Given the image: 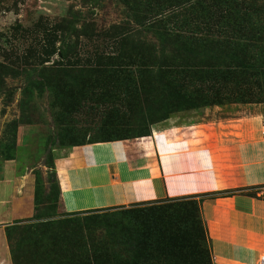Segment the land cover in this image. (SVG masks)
<instances>
[{
	"label": "rangeland",
	"instance_id": "374dc122",
	"mask_svg": "<svg viewBox=\"0 0 264 264\" xmlns=\"http://www.w3.org/2000/svg\"><path fill=\"white\" fill-rule=\"evenodd\" d=\"M257 115L264 0H0V165L19 127L34 129L42 183L39 220L9 226L16 264H132L118 239L128 231L167 244L138 264H218L196 200L147 203L134 223L125 210L137 205L69 216L43 165L70 138L133 140Z\"/></svg>",
	"mask_w": 264,
	"mask_h": 264
},
{
	"label": "crops",
	"instance_id": "0c3cea01",
	"mask_svg": "<svg viewBox=\"0 0 264 264\" xmlns=\"http://www.w3.org/2000/svg\"><path fill=\"white\" fill-rule=\"evenodd\" d=\"M34 131L19 127L13 157L0 165V264H13L6 228L35 215ZM263 131L264 117L257 115L61 148L65 154L54 160L59 209L72 214L196 200L214 262L257 264L264 255ZM41 178L48 186V172Z\"/></svg>",
	"mask_w": 264,
	"mask_h": 264
},
{
	"label": "trees",
	"instance_id": "16d2710c",
	"mask_svg": "<svg viewBox=\"0 0 264 264\" xmlns=\"http://www.w3.org/2000/svg\"><path fill=\"white\" fill-rule=\"evenodd\" d=\"M40 84V83H39ZM40 88H43V83L39 85ZM143 136H147V135H141L139 137H143ZM16 139V134H15V138ZM105 141H111V140H100V139H96V138H88L86 139L85 136L83 137H80V138H70V143L69 144H62L61 143V146L60 148H67V147H73V146H81V145H85V144H91V143H96V142H105ZM14 146H15V141H14ZM52 152L49 151L48 153V163H45V166L48 168V178H47V181H48V184H49V187L50 189L52 190V193L54 194V202L56 204H58V199H59V194H60V189H59V185H58V182H57V179H56V173H55V167H54V159L52 157ZM41 187V184L40 182H38L36 180V191L37 189ZM36 194V192H35ZM175 203L177 202H182L185 201V199H174L173 200ZM36 205H37V199H36V195H35V209H36ZM139 207H136V208H132V209H129V210H125V211H128L125 215V217L127 216L126 220L127 222L129 223H134L137 221V218L138 217H135V219L133 218V211L137 210L136 213L140 212L138 211L139 209H145V204H139L137 205ZM199 206V204H198ZM100 211V210H99ZM98 210L97 211H93V212H99ZM103 211V210H102ZM146 211V210H145ZM91 211L89 212H78V213H72L70 214L71 216H74V215H77V214H87V213H93ZM69 215V214H68ZM69 215V216H70ZM75 217V216H74ZM35 220V221H38L39 218L38 216L34 215V217L31 219V220ZM78 219V218H77ZM6 234H7V238L9 239V227L6 228ZM68 239V238H67ZM120 240V243L124 246L123 250L124 252L126 253V255H128V253L131 252V256L132 257V264H138V262L140 260H147L146 258V254H155V249H159L161 247H165L167 244H163L164 242L163 241H156L152 244H150V246L147 244L148 243V238L146 239L145 236H141L140 234L139 235H136L134 233H131L130 231H128V234H122L119 238ZM171 242V241H170ZM147 246V248L142 252V253H139L140 251V246ZM13 248L10 247V252H11V257H12V262L13 264H16V257L14 256V251L12 250ZM160 251V249H159Z\"/></svg>",
	"mask_w": 264,
	"mask_h": 264
},
{
	"label": "built area",
	"instance_id": "2783aa9c",
	"mask_svg": "<svg viewBox=\"0 0 264 264\" xmlns=\"http://www.w3.org/2000/svg\"><path fill=\"white\" fill-rule=\"evenodd\" d=\"M262 134L264 135V131L262 132ZM257 264H264V255H261L258 259V263Z\"/></svg>",
	"mask_w": 264,
	"mask_h": 264
}]
</instances>
